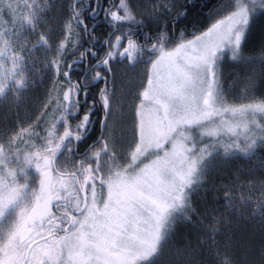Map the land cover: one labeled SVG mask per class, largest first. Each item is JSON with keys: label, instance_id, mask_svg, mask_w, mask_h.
<instances>
[{"label": "snow or ice", "instance_id": "obj_1", "mask_svg": "<svg viewBox=\"0 0 264 264\" xmlns=\"http://www.w3.org/2000/svg\"><path fill=\"white\" fill-rule=\"evenodd\" d=\"M192 3L0 0V264H157L185 229L171 264H250L232 253L240 222L264 226V0H217L199 34ZM226 63L249 70L241 102ZM119 65L144 66L129 128Z\"/></svg>", "mask_w": 264, "mask_h": 264}, {"label": "trees", "instance_id": "obj_2", "mask_svg": "<svg viewBox=\"0 0 264 264\" xmlns=\"http://www.w3.org/2000/svg\"><path fill=\"white\" fill-rule=\"evenodd\" d=\"M179 2H183V0H179ZM216 2L217 0H193L192 5L189 6L186 28L182 26V30L187 33L197 34H199L200 30H206L209 24V9L214 7ZM102 31L103 29H98L97 35L99 36ZM123 67V65L118 66L119 69ZM226 68L227 72L228 70L231 71L228 67L224 69ZM50 88L51 84L46 83L29 93V99L24 109L27 115L33 116L39 113L38 110L46 98V91ZM237 231L241 236L246 238V250L242 252H233L232 255L235 256L236 259L247 260L250 264H264V226L261 225V222L258 219L240 222L237 226ZM194 235L195 233H191L190 235L188 229L183 230L175 243L170 245L165 251V254L158 258L157 264H171V262L176 259L175 252L177 246L184 239H191ZM212 259V257L205 254L204 264H211Z\"/></svg>", "mask_w": 264, "mask_h": 264}, {"label": "rangeland", "instance_id": "obj_3", "mask_svg": "<svg viewBox=\"0 0 264 264\" xmlns=\"http://www.w3.org/2000/svg\"><path fill=\"white\" fill-rule=\"evenodd\" d=\"M9 2H11V0H4L5 5H7V3ZM123 66L124 67L121 70H118L116 72L117 84L119 86L118 94L122 95L123 97L120 104L124 105L123 107L118 105V108L122 116V120L120 121V123L122 124L123 127L129 128L132 119L131 108H132V104L134 103L133 98L135 96L136 89L138 88L143 78L144 66L141 65L139 68H134V69L128 68L125 65ZM225 67H228L229 69H231V71L228 70L227 72V68L224 69ZM220 71H221V85L222 87L228 90L225 93L226 97L230 100V102L232 101L241 102L238 98V91H239L238 80L240 79V77L244 75L246 71L249 70L241 66H233L231 63H226L221 65ZM49 108H51V105L49 106ZM37 115H39V113Z\"/></svg>", "mask_w": 264, "mask_h": 264}, {"label": "flooded vegetation", "instance_id": "obj_4", "mask_svg": "<svg viewBox=\"0 0 264 264\" xmlns=\"http://www.w3.org/2000/svg\"><path fill=\"white\" fill-rule=\"evenodd\" d=\"M118 70H121V69H119L118 67H117V69H116V71H118ZM78 75V74H77ZM97 118H99V114H98V116H97ZM99 135V132H98V130H93V139L96 137V136H98ZM81 150H83V149H81Z\"/></svg>", "mask_w": 264, "mask_h": 264}, {"label": "bare ground", "instance_id": "obj_5", "mask_svg": "<svg viewBox=\"0 0 264 264\" xmlns=\"http://www.w3.org/2000/svg\"><path fill=\"white\" fill-rule=\"evenodd\" d=\"M123 101H124V100H123ZM31 105H32V104H31ZM31 109H32V108H31ZM31 109H30V110H31Z\"/></svg>", "mask_w": 264, "mask_h": 264}]
</instances>
